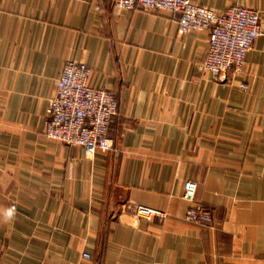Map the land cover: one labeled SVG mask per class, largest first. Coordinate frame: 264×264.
I'll use <instances>...</instances> for the list:
<instances>
[{
  "label": "crops",
  "instance_id": "crops-1",
  "mask_svg": "<svg viewBox=\"0 0 264 264\" xmlns=\"http://www.w3.org/2000/svg\"><path fill=\"white\" fill-rule=\"evenodd\" d=\"M193 1L259 12L241 74L202 69L208 30L182 34L169 11L0 0V264H264V0ZM66 60L114 94V150L42 134ZM114 185L128 189L115 219ZM197 204L212 222L185 220Z\"/></svg>",
  "mask_w": 264,
  "mask_h": 264
},
{
  "label": "built area",
  "instance_id": "built-area-1",
  "mask_svg": "<svg viewBox=\"0 0 264 264\" xmlns=\"http://www.w3.org/2000/svg\"><path fill=\"white\" fill-rule=\"evenodd\" d=\"M101 1L95 2L98 10ZM111 3L121 10L172 12L182 34L208 30L206 57L201 67L218 80L228 73L238 75L243 72L246 54L261 34L259 12L238 4H230L217 12L193 0H111ZM90 73L91 69L83 62H63L54 92L47 101L42 130L45 138L82 147L88 156L97 150H114L108 127L118 108L110 90L88 83ZM241 87L244 85L241 84ZM196 190V182L187 180L182 197L193 201ZM132 212L134 217L147 220L164 215L144 205L134 206ZM184 218L189 222L213 220L202 204L188 207ZM82 257L88 259L90 255L82 253Z\"/></svg>",
  "mask_w": 264,
  "mask_h": 264
},
{
  "label": "water",
  "instance_id": "water-1",
  "mask_svg": "<svg viewBox=\"0 0 264 264\" xmlns=\"http://www.w3.org/2000/svg\"><path fill=\"white\" fill-rule=\"evenodd\" d=\"M128 195V189L122 186L114 185L110 199L109 215L115 219L119 213L120 206L125 203Z\"/></svg>",
  "mask_w": 264,
  "mask_h": 264
}]
</instances>
